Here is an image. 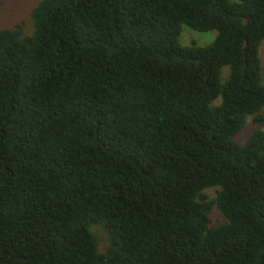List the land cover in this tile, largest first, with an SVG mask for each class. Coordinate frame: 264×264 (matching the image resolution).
<instances>
[{
	"label": "trees",
	"instance_id": "trees-1",
	"mask_svg": "<svg viewBox=\"0 0 264 264\" xmlns=\"http://www.w3.org/2000/svg\"><path fill=\"white\" fill-rule=\"evenodd\" d=\"M31 16L0 30V264H264V0ZM184 25L217 37L183 46Z\"/></svg>",
	"mask_w": 264,
	"mask_h": 264
},
{
	"label": "rangeland",
	"instance_id": "rangeland-1",
	"mask_svg": "<svg viewBox=\"0 0 264 264\" xmlns=\"http://www.w3.org/2000/svg\"><path fill=\"white\" fill-rule=\"evenodd\" d=\"M41 1L42 0H0V30L13 29L18 25H21L26 34H32L34 32V24L31 16L32 11ZM231 1L237 2L238 0ZM216 37V31L196 32L189 28L187 25H184L180 37V42L183 46L196 45L205 47L211 45L215 41ZM260 60L262 66H264V42L260 47ZM229 76L230 68L226 67L222 71V81L225 82L229 78ZM220 103L221 98H218L213 103V106H218L220 105ZM261 115L264 117V110L261 112ZM258 128V125L254 123V118L249 117L245 128L234 137V140L238 144L244 145L252 136L253 132ZM216 193V188L205 190V195L208 197L209 201H213L216 198ZM210 218L212 220L210 227L212 228L220 226L227 222L225 217L216 207L212 209ZM92 229L99 238V249L103 251L107 246L106 234L101 227L95 226Z\"/></svg>",
	"mask_w": 264,
	"mask_h": 264
}]
</instances>
